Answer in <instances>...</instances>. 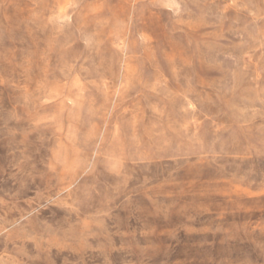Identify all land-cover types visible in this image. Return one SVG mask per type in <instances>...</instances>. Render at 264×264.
<instances>
[{
  "label": "rangeland",
  "instance_id": "rangeland-1",
  "mask_svg": "<svg viewBox=\"0 0 264 264\" xmlns=\"http://www.w3.org/2000/svg\"><path fill=\"white\" fill-rule=\"evenodd\" d=\"M0 264H264V0H0Z\"/></svg>",
  "mask_w": 264,
  "mask_h": 264
}]
</instances>
